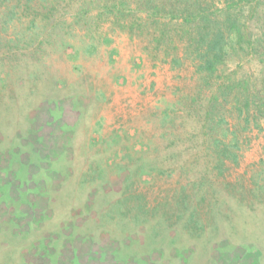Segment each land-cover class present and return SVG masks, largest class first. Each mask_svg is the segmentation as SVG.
I'll return each instance as SVG.
<instances>
[{"label": "rangeland", "instance_id": "374dc122", "mask_svg": "<svg viewBox=\"0 0 264 264\" xmlns=\"http://www.w3.org/2000/svg\"><path fill=\"white\" fill-rule=\"evenodd\" d=\"M258 1L208 78L152 21H96L108 0H0V264H264V107L236 100L264 96Z\"/></svg>", "mask_w": 264, "mask_h": 264}, {"label": "trees", "instance_id": "16d2710c", "mask_svg": "<svg viewBox=\"0 0 264 264\" xmlns=\"http://www.w3.org/2000/svg\"><path fill=\"white\" fill-rule=\"evenodd\" d=\"M219 1L221 4L213 3L214 6H210L208 0H142L140 3L143 4V9L137 10V13H141V20L137 21L129 18L136 13L129 1L110 2L108 0L98 12L95 20L99 22L103 16H107L112 25H119L120 29H129L130 32H133L136 27L143 29L145 23L139 25V22L152 21L155 25L153 41L159 46L163 43L166 45L165 59L172 57L170 63L179 64L180 57L176 52L173 54L172 50L180 49L178 40H186L185 48L191 50L189 53L196 62L197 71L205 77L213 78L219 77V68L231 57L232 51H236L238 47L244 48L245 45L252 47L251 39L247 37V25L242 21L240 13L243 12L242 7L247 5H250L254 12L259 4L258 0ZM213 7H216L214 11L211 10ZM91 12L82 11L83 17L92 18L89 16ZM143 15H145L144 20H142ZM158 16L168 18L170 21L161 22ZM170 24L176 27L175 35L171 31H166V27ZM231 83L230 85L218 84L217 90L210 97L212 106L219 102V94L225 96L230 90H235L236 86H245L243 82ZM224 88L226 89L223 90ZM236 100L239 104L245 105L248 113L253 105L256 111L264 107V96L259 98L260 102L257 103L256 96L251 92L244 93V98L237 97ZM209 114L207 112V118ZM217 142L219 143L220 140ZM218 148L221 150L219 154L221 160L237 162L238 155L232 145L224 144ZM13 237H16V234H13ZM21 264H27L25 256Z\"/></svg>", "mask_w": 264, "mask_h": 264}]
</instances>
